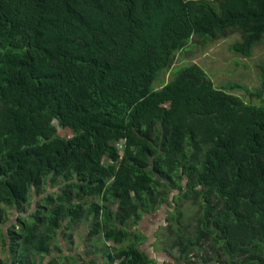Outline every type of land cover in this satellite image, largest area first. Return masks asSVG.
I'll use <instances>...</instances> for the list:
<instances>
[{"label": "trees", "instance_id": "obj_1", "mask_svg": "<svg viewBox=\"0 0 264 264\" xmlns=\"http://www.w3.org/2000/svg\"><path fill=\"white\" fill-rule=\"evenodd\" d=\"M233 35L252 57L264 0H0V264H152L168 207L179 263L264 264V62L248 101L185 59Z\"/></svg>", "mask_w": 264, "mask_h": 264}, {"label": "rangeland", "instance_id": "obj_2", "mask_svg": "<svg viewBox=\"0 0 264 264\" xmlns=\"http://www.w3.org/2000/svg\"><path fill=\"white\" fill-rule=\"evenodd\" d=\"M235 37H237V35L222 39L220 38L213 43L208 44L206 47H203L202 49L194 47L195 52L189 53L185 59H187L186 62H195L200 64L210 75L211 80L217 87H223L228 82L246 86L247 93L243 91L242 92L247 96L248 101H254L257 98L252 97L251 92L257 90L261 84V78L258 72L257 64L261 61L264 62V43H261L254 49V54L250 58L237 54L239 57V62H237V55H234L228 48V44L232 39H235ZM179 64H182V60H179L177 63H175V65ZM171 77V70H168V72L165 73L163 77L164 82L169 81ZM242 92L237 91L238 94L244 95ZM59 133L63 137L71 135L70 132L61 129H59ZM37 200L33 202L34 206L36 205L35 203ZM169 210L170 209L168 207L166 209H159L153 214H146L145 217L139 222L138 228L142 229L146 234H150V237H153L154 235L153 240H150L151 242L149 241V243L152 244L151 246L153 247V251L156 253L164 252L166 254V258L175 264H186L187 262H185L184 259H181V263L176 260L177 256H175L174 251H170L171 253L169 252L168 254L162 249L164 246L163 242L166 240V238H161V232L163 229L160 227H163L167 224L165 217H167V215L170 216V213H167ZM82 229H84L83 225L79 226L78 228L73 227V230L69 231V233H72L70 240H73L75 232L80 233ZM147 247H149L148 244ZM0 256L2 257V250H0ZM63 262L65 264H71L72 259L65 258ZM63 262L60 264H63ZM197 264L203 263L197 262Z\"/></svg>", "mask_w": 264, "mask_h": 264}, {"label": "crops", "instance_id": "obj_3", "mask_svg": "<svg viewBox=\"0 0 264 264\" xmlns=\"http://www.w3.org/2000/svg\"><path fill=\"white\" fill-rule=\"evenodd\" d=\"M145 217V216H144ZM143 217V218H144ZM142 218V219H143ZM142 230V229H141ZM79 231V230H78ZM143 231V230H142ZM143 233L145 234V236H146V239H145V241L142 243V247L150 254V256L153 258V263L152 264H163L164 263V261H168L167 259H166V254L164 253V252H160V253H156L155 251H153V247L151 246L152 244H150L149 243V241L151 240H153V238H154V235H153V237H150V234H146L144 231H143ZM83 236H82V234L81 233H78V232H75V235L73 236V240H70V242L71 243H69V245H70V247H71V249H72V251L70 252V254L71 255H74V257H77V253L78 252H81L82 253V258L84 259V260H88V259H91V257L93 256L92 254H89V255H87V256H84L83 255V251H82V249H83V247H85L86 246V244H85V242H84V238H82ZM71 239V238H70ZM150 241V242H151ZM147 244H148V246L149 247H147ZM152 248V249H151ZM70 257V256H69ZM68 257V258H69ZM94 257V256H93ZM72 262H74L73 260H72ZM72 262H71V264H72ZM82 264L83 262L82 261H79V262H76L75 264ZM63 264H65V263H63ZM115 264H117V263H115Z\"/></svg>", "mask_w": 264, "mask_h": 264}]
</instances>
